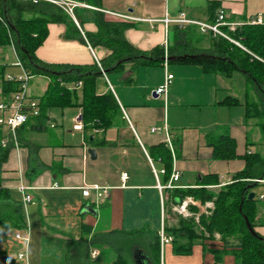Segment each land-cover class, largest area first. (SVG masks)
<instances>
[{
  "label": "crops",
  "instance_id": "0c3cea01",
  "mask_svg": "<svg viewBox=\"0 0 264 264\" xmlns=\"http://www.w3.org/2000/svg\"><path fill=\"white\" fill-rule=\"evenodd\" d=\"M72 1L78 6L72 16L67 15L73 23L71 32L80 38L67 37L65 24H47V35L34 53L41 62L92 66L97 60L100 64L110 52L92 46L86 38L97 33L98 13L105 20L131 25L123 37L135 49L149 52L162 47L164 56L156 64L128 62L121 72L102 70L94 83L95 93L110 92L119 108L105 130H74L81 109L54 108L46 111L44 130L22 126L16 132L20 138L16 135V145L8 138L5 147L0 145V151L6 152L0 158V190L15 216L20 212L21 221L19 228L1 233L4 264H113L119 257L135 264L133 255L138 253L153 264L148 241L158 237L160 227L170 243L160 249L158 241V264H240L234 255L237 249L225 247L217 238L174 242L172 233L190 214L189 206L198 212L202 202L191 197L179 200L173 191L200 187L212 191L233 183L245 169L246 156L264 158V128L245 117L246 78L241 71L228 76L205 74L198 66L169 64L166 48L172 44L174 24L165 25L164 19L183 15L209 24L207 4L213 1L235 28L258 17L264 23V0H99L98 5L91 0ZM196 47L206 50L209 43L204 40ZM0 67L3 79L10 76L19 87L18 78L29 74L13 46L0 49ZM165 74L172 75L171 83L164 95H157ZM30 76L25 93L38 103L50 79ZM78 83L73 89L79 104ZM6 134L0 127V141ZM224 145L223 154L231 157L214 159L213 148ZM88 150L94 151L93 157ZM174 174L178 175L175 188H167ZM205 179L211 183L201 186ZM255 182L252 193L258 200L253 205L252 230L264 240V180ZM84 188L87 196L82 195ZM102 189L107 197L99 198ZM24 195L32 197L31 203H23ZM182 204L184 213L177 211ZM177 246L185 247L178 252Z\"/></svg>",
  "mask_w": 264,
  "mask_h": 264
},
{
  "label": "trees",
  "instance_id": "16d2710c",
  "mask_svg": "<svg viewBox=\"0 0 264 264\" xmlns=\"http://www.w3.org/2000/svg\"><path fill=\"white\" fill-rule=\"evenodd\" d=\"M98 5L99 0H91ZM219 10V4L209 2L207 12L210 15L209 24L214 23ZM0 49L13 46L24 70L30 75H42L50 79L45 94L37 103L38 114L29 115L27 122L32 131L45 129L47 119L46 111L50 109H64L79 107L82 114L83 129L92 128L105 130L118 113V105L113 95L109 92L97 96L94 83L101 71L97 65L69 66L52 65L43 63L35 57V50L43 43L47 35V24L62 23L67 26V37L79 39L77 32H71L73 23L69 16L59 7L46 3L16 0H0ZM95 24L97 33L86 35L92 46H102L110 54L100 61L103 71L121 72L126 63L141 64L151 62L160 63L164 56L162 47H155L149 52H142L132 47L123 37L125 29L131 25L122 22L105 20L101 14H96ZM221 31L231 40L237 42L242 48L230 41L213 36L210 32L201 33L196 25H172V44L166 48L168 57L174 58L169 64L198 66L205 74L216 72L230 75L233 71H241L246 78L247 100L245 103L246 119L257 120L259 126L264 128V23L244 24L233 31L221 27ZM71 32V33H70ZM206 40L209 47L201 50L197 43ZM184 57V58H183ZM4 68L0 67V81L2 84V101L10 98L19 89L16 81L3 79ZM81 85V99L77 103L76 92L73 89L76 83ZM250 93L252 95L250 96ZM18 138H19V134ZM229 139H225L226 142ZM20 141V138H19ZM227 145H230L227 143ZM227 145L213 148L214 159L230 158L231 154H223ZM1 150V149H0ZM5 151H0L3 158ZM245 169L234 177L230 185L220 188L216 193L198 189L175 190L174 196L179 200L191 197L204 203L212 201L214 209L210 217H201L204 229L211 233L218 232L222 236L225 247H234V253L240 264H264V240L256 234L251 235L245 225L244 217L250 227H253V205L258 200L257 196L251 201L247 200L258 183L255 180H264V158L258 154L246 156ZM211 182L205 179L201 186ZM4 191L0 190V237L6 228H19L20 218L15 216L9 199L4 198ZM7 196V194H6ZM5 196V197H6ZM8 202H7V201ZM18 211V208H17ZM191 219L181 220L177 229L173 231L174 242L181 239L196 240L193 235ZM148 241L152 249L153 264H158V237L151 236ZM185 246H177L176 251L181 252ZM4 256L0 250V257ZM97 264V263H95ZM113 264H127L121 257Z\"/></svg>",
  "mask_w": 264,
  "mask_h": 264
},
{
  "label": "built area",
  "instance_id": "2783aa9c",
  "mask_svg": "<svg viewBox=\"0 0 264 264\" xmlns=\"http://www.w3.org/2000/svg\"><path fill=\"white\" fill-rule=\"evenodd\" d=\"M16 1H31L32 3H37V2H46L53 4L57 7H59L61 10H63L66 14L72 16L73 10L78 6V4L72 0H16ZM0 21L3 22L0 18ZM164 24H176L178 26H183L187 24H192L196 25L200 32L205 33V32H210L213 36H219L222 37L231 43L237 45L238 47L242 48L237 42L231 40L228 36H226L222 31L221 27H226L228 30L233 31L235 29V25L227 23L225 21V15L222 10H219L217 13V17L212 24H206V23H199V22H194V21H189L186 20L183 15L176 19H164ZM249 24H262V19L261 18H256L255 20L250 21ZM96 64L99 68V70L102 73V69L100 67V64L97 60ZM31 78L30 74L25 73L24 77L18 78V82L20 83V87L17 92H15L11 97L5 101L0 102V127L6 129L7 131V136L6 138H3L0 141V145L2 147L6 146V140L7 138L12 141L16 145V132L17 130L22 127L28 120L29 115H37L38 114V107L37 103L34 101H31L28 99L26 93H25V87H26V82L28 79ZM7 79L12 81L13 79L10 76H7ZM172 80V75L171 74H165V78L163 81V84L158 87L155 90V93L157 95L165 94L167 87L171 83ZM80 85V83H78ZM83 128V122L81 118V114L79 113L77 117L74 119V125L73 129L74 130H82ZM156 129H151V132H155ZM123 179L126 178V175H122ZM178 180V175L174 174L172 176V183L167 186V188H175L173 183ZM97 189V188H96ZM19 192L23 194L24 187L20 186L19 187ZM89 193L87 188H84L82 191L83 196H87ZM99 198H104L107 197V192L106 190L102 189L100 193L97 194ZM32 197L30 195H24L23 196V203L28 204L31 203ZM178 212L184 213L185 207L184 205H180L177 208ZM158 241H159V246L160 249L170 243V239L164 234V230L162 227H160L158 233ZM16 238L21 239V237L17 234ZM24 240V239H22ZM24 255L19 254L18 257L22 258ZM162 264V263H160Z\"/></svg>",
  "mask_w": 264,
  "mask_h": 264
},
{
  "label": "rangeland",
  "instance_id": "374dc122",
  "mask_svg": "<svg viewBox=\"0 0 264 264\" xmlns=\"http://www.w3.org/2000/svg\"><path fill=\"white\" fill-rule=\"evenodd\" d=\"M217 191L218 190H212V193H216ZM195 209H196L195 207L189 206V210H191L192 213L190 212V214L187 215L188 217H186V219H191L192 223L194 224V226L192 227L193 235L199 238L200 240L216 241L215 239L217 238V240L223 241L221 234H219L218 232L213 231L211 233H208L202 226V223L200 220L201 217H204V219L210 217L214 209L213 202L205 201L204 203L200 205L198 212H195L196 211ZM122 259H124V257Z\"/></svg>",
  "mask_w": 264,
  "mask_h": 264
},
{
  "label": "water",
  "instance_id": "95a60500",
  "mask_svg": "<svg viewBox=\"0 0 264 264\" xmlns=\"http://www.w3.org/2000/svg\"><path fill=\"white\" fill-rule=\"evenodd\" d=\"M166 60H169L170 61V60H174V58L168 57ZM87 153L91 157H93V155H94V151H92V150H88ZM262 176H264V172H262ZM253 197H254V193H249L248 196H247V200H252ZM244 222H245V225H246V228H247L248 232L251 235L254 236L253 230L250 227V225H249V223H248V221H247V219L245 217H244ZM133 258L135 259L134 260L135 261V264H148L147 259L143 255H141L140 253H138L136 255H133ZM4 261H5V257L4 256L0 257V264H4Z\"/></svg>",
  "mask_w": 264,
  "mask_h": 264
}]
</instances>
